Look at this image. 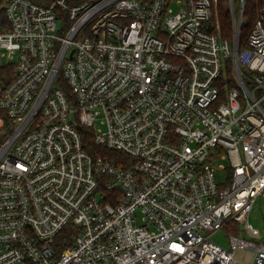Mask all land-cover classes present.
Instances as JSON below:
<instances>
[{"label": "built area", "instance_id": "obj_1", "mask_svg": "<svg viewBox=\"0 0 264 264\" xmlns=\"http://www.w3.org/2000/svg\"><path fill=\"white\" fill-rule=\"evenodd\" d=\"M220 2L0 0V264H264V4Z\"/></svg>", "mask_w": 264, "mask_h": 264}, {"label": "trees", "instance_id": "obj_2", "mask_svg": "<svg viewBox=\"0 0 264 264\" xmlns=\"http://www.w3.org/2000/svg\"><path fill=\"white\" fill-rule=\"evenodd\" d=\"M83 0H76L80 2ZM220 11H219V23H220V34L222 37L231 38L233 34V25L230 14L224 8V0H220ZM264 4V0H245L244 7V18L245 23L242 26L241 31V46H244L247 37L255 23V21L260 18V10ZM83 137L85 148L93 155H103L108 156L113 159L122 158V153L116 151L107 150L103 147L96 145L94 142V136L89 129H83ZM72 227L68 226L62 230L57 238L56 245L59 247H66L70 244V232Z\"/></svg>", "mask_w": 264, "mask_h": 264}, {"label": "rangeland", "instance_id": "obj_3", "mask_svg": "<svg viewBox=\"0 0 264 264\" xmlns=\"http://www.w3.org/2000/svg\"><path fill=\"white\" fill-rule=\"evenodd\" d=\"M236 11L238 13V5L236 3ZM219 177V175H218ZM248 221L251 225L259 228L262 232V241H264V199L260 196L254 205L253 210L249 214ZM229 232L222 229L212 235L211 240L224 246H229ZM259 241V239H253ZM237 264H254L253 251L250 249H239L236 254Z\"/></svg>", "mask_w": 264, "mask_h": 264}]
</instances>
